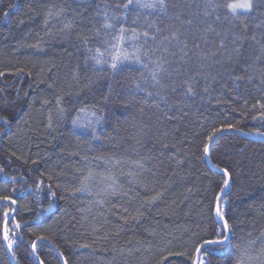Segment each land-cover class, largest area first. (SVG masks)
Segmentation results:
<instances>
[{
    "label": "trees",
    "instance_id": "trees-1",
    "mask_svg": "<svg viewBox=\"0 0 264 264\" xmlns=\"http://www.w3.org/2000/svg\"><path fill=\"white\" fill-rule=\"evenodd\" d=\"M165 2L162 12L135 5L126 10V0H0V179L5 180L0 196H12L19 206L9 220L10 228L12 219L22 224L12 229L13 238L19 237L10 249L16 264H63L56 250L69 264H190L198 239L221 227L214 209L225 168L230 186L220 204L231 248L208 260L236 264L242 244L255 242L252 254L264 246V138L250 134L264 132L258 118L264 62L255 59L264 46V0H253V9L241 10L238 18L223 8L205 15V0ZM60 8L65 11L56 16ZM106 11L119 17V23L113 21L116 31L97 33ZM145 19L155 21L161 35L169 34L170 23L192 21L180 28L184 52L175 41L167 44L163 89L135 61L110 67L106 41L121 24L144 31ZM69 21L72 26L65 29ZM234 34L245 39L239 58L229 60L219 42L227 36L230 52ZM96 48L107 63L92 59ZM146 48L155 50L150 38ZM145 63L152 66L147 58ZM134 80L142 81L140 88ZM186 80L194 81L192 93ZM83 105L103 117L94 134L71 123ZM228 124L235 127H223ZM215 128L222 130L209 145V163L203 148ZM132 161H143L144 167ZM89 171L90 190L78 191ZM133 172L137 179L129 175ZM107 175L116 177L115 190L107 187L110 182L101 183ZM37 180L44 181L39 198ZM156 193L159 198L148 202ZM10 207L16 205L0 201V216ZM169 251L186 255L163 261ZM0 264H14L2 236Z\"/></svg>",
    "mask_w": 264,
    "mask_h": 264
},
{
    "label": "snow or ice",
    "instance_id": "snow-or-ice-1",
    "mask_svg": "<svg viewBox=\"0 0 264 264\" xmlns=\"http://www.w3.org/2000/svg\"><path fill=\"white\" fill-rule=\"evenodd\" d=\"M130 5H135L138 8L141 9H160L162 12L166 10V2L165 0H126V3H123L122 7L124 9H128ZM107 7V6H106ZM119 7V6H118ZM254 7L253 0H205V15H208V9L212 10H219L221 8L225 10H229L228 14L231 15L233 18H238L241 14V10L244 11V13H247L248 11L252 10ZM64 9L60 8L55 12L56 16H60L64 13ZM6 16L7 13H4ZM53 15L52 11L48 12L49 18ZM219 18V17H217ZM140 19L139 16L135 18L133 23L138 21ZM177 20H179V15L176 17ZM113 21H116V23H119V17L115 16L114 14L112 16H109L107 11L104 13L103 16V23L100 25V28H96V32L99 33L101 29L105 30V32L116 31V26L113 23ZM47 23V21H45ZM191 19L188 20H181L180 25L177 26L176 24L170 23L168 27V35H161L163 32V29H161L159 26L156 25L155 21L149 22L147 19H145L144 22V31H138L137 28H126L121 24L118 30V34L112 36L111 42L106 41V43L109 44V47L111 48V52L109 53L111 57L110 61V67L112 70H116L119 63H123L124 61H135L136 63L142 65L144 68L148 70V72L151 75V80L154 85L157 87H160L163 89L166 87L161 83V75L163 73L167 72V68L165 67L169 61L165 56V53L169 52V49L167 47V44L175 41L180 48L181 52H184V49L187 48V41H182L180 39L181 31L180 28L184 24H191ZM71 22L69 21L64 25L65 29L71 28ZM247 25H245V28ZM151 30V32L149 31ZM130 33V35H129ZM141 37L144 38V43H139ZM150 38L154 44H155V50L146 48L147 39ZM85 42L87 41V37L84 38ZM227 39V36L222 38L219 42V47L224 50L225 53H227V57L229 60L233 58V55H235L236 58H239L240 56V44L239 42L243 41L245 37L242 35H233V38L231 40V51H228V45H226L225 40ZM253 40H255V36L252 37ZM131 44L130 49L128 47H125L126 44ZM40 45H36V47H39ZM198 48L199 45H196ZM89 51H92V49H89ZM107 51V49H105ZM155 51H159V55L155 60L151 59V56L154 54ZM187 53H185L186 55ZM216 53H212V55H215ZM201 55L205 58L209 55L207 52H202ZM104 52L101 51L100 48L95 49V54L93 55L92 59L95 60L97 64L101 63H107L108 61H105L103 59ZM145 58H147L152 65L151 67L149 64L145 63ZM255 59L257 61L264 62V46L261 47V54L256 56ZM0 75H3V73H0ZM141 77H143V73H141ZM250 78V77H249ZM237 80L242 79V77L237 76ZM141 80H134L133 83L136 88L141 87ZM184 84L187 88L188 93H192L194 91L193 89V82L184 81ZM206 90V89H205ZM144 91L147 93L149 97L153 96L152 92H149L147 88L144 89ZM157 96L160 95L159 92L156 93ZM61 97H57V104L59 105L61 103ZM245 104H247V101H245ZM257 105L253 104L252 108H256ZM259 119L264 120V103H259ZM60 114L63 116L65 113V109L61 107L59 109ZM75 116L70 117L71 123L74 127L77 128H88L91 129V134L96 133L97 127L100 125L103 117L98 116L95 110H92L88 105H83L77 109H75ZM253 119H257L256 116L252 117ZM6 119V118H5ZM223 127L227 128H233L235 127L232 124L225 125ZM221 128H215L207 136V142L204 144L203 151L205 154L209 152V145L212 143L213 138L217 135L218 132H220ZM242 131V129H241ZM250 134H254L257 136H260L264 138V132L260 131L259 129H254ZM94 139H98V136H93ZM117 164L120 163L119 160L115 161ZM133 164L137 166V168H143L144 164L143 161H132ZM218 167V166H217ZM0 171H3L2 168H0ZM223 175L226 177L223 181V187L220 189L221 193H224L225 188L229 187V178L230 173L228 172V169H222ZM134 179H137L136 173H129ZM10 179H15L14 177H10ZM94 179V174L92 171H89L86 176L83 177L80 183V190H90L88 182L90 180ZM110 182L107 184V187L110 189L115 190V186L117 183L116 177L114 175H107L105 177L101 178V183L104 182ZM5 183L4 179H0V184ZM44 184L43 180H37L35 187L38 190L37 191V198H39V189ZM49 191H51V185H48ZM12 192H16L17 189L13 188L11 189ZM52 195H55V193H52ZM161 193H156L155 195L148 198V202L155 201L159 198ZM0 201L8 202L10 205H16V207H10L3 211L2 216H0V236H2L3 241L6 242V246L8 249H12L15 245H17L19 237L13 238L14 233L12 231L13 228L19 230L22 227V224L20 221L12 219L11 224L12 227H9V220L10 217L13 216L14 213L18 214L17 208L19 207L17 205V201L12 198V196L5 195L0 196ZM103 203V201H101ZM51 207V205H49ZM126 211V210H125ZM215 216L219 222H221L220 228H213L211 232L206 233L205 236H202L198 239L195 248H194V256H188V260L190 261V264H211L210 260H208L209 255H220V254H227L228 250L231 248V234H230V225L228 223V220L225 218L224 211L220 204V196L216 197V204H215ZM27 222H25L26 225ZM23 235V233H21ZM49 239L48 236H37L36 240H46ZM255 242H248L246 245L242 244L238 248V259L236 261V264H264V246L260 247V249L255 253L252 254V245ZM87 247V245H85ZM32 252H36V242L33 241L31 244ZM186 253L183 252H171L169 251L166 256L162 257L163 261H167L169 257L173 256H185ZM61 256L63 257V264H69L68 258L63 256V253H61ZM39 264H45L44 260H40ZM229 264H231V259H229Z\"/></svg>",
    "mask_w": 264,
    "mask_h": 264
},
{
    "label": "water",
    "instance_id": "water-1",
    "mask_svg": "<svg viewBox=\"0 0 264 264\" xmlns=\"http://www.w3.org/2000/svg\"><path fill=\"white\" fill-rule=\"evenodd\" d=\"M217 136H218V135H217ZM217 136H215V138L213 139V141L216 139ZM206 158H207V161L210 163V160H209V152L206 154ZM229 186H230V180H229ZM228 188H229V187L225 188L224 193L227 191ZM224 193H221V195H220V202H221V199H222V196L224 195ZM36 244H37V243H36ZM7 249H8V248H7ZM8 252H9V254H10V256H11V260H12V262H13L14 264H16L15 260L13 259V256H12V253H11L10 249H8ZM56 252L59 254L61 260L63 261V257L61 256V253H60L58 250H56ZM34 256H35V253H34ZM35 257H36V256H35Z\"/></svg>",
    "mask_w": 264,
    "mask_h": 264
}]
</instances>
